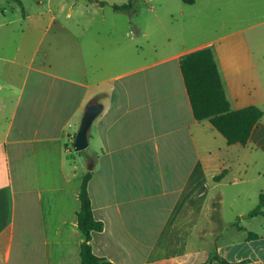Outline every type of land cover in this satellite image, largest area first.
Here are the masks:
<instances>
[{
	"label": "crops",
	"instance_id": "1",
	"mask_svg": "<svg viewBox=\"0 0 264 264\" xmlns=\"http://www.w3.org/2000/svg\"><path fill=\"white\" fill-rule=\"evenodd\" d=\"M4 31L0 264H80L78 196L87 171L92 213L103 223L89 242L97 257L112 264H204L215 248L220 261L208 264H264L263 231L232 223L213 248L205 229L193 234L208 189L206 171L217 161L218 174L227 172L228 162L214 146L222 136L193 117L179 61L209 47L230 109L257 107L241 84L248 81L234 44L220 43V37L189 44L181 39L148 60L133 55L131 29L37 30L26 46L5 39ZM92 101L102 110L82 154L88 170L70 144Z\"/></svg>",
	"mask_w": 264,
	"mask_h": 264
},
{
	"label": "rangeland",
	"instance_id": "2",
	"mask_svg": "<svg viewBox=\"0 0 264 264\" xmlns=\"http://www.w3.org/2000/svg\"><path fill=\"white\" fill-rule=\"evenodd\" d=\"M21 1L24 19L16 3L0 0V23L3 24L0 30H6L4 38L14 45H28L34 39L31 34L37 30L131 29L134 30L133 55L139 53L141 58L150 60L180 45L181 39L189 44L220 37V43L234 44L236 61L245 71L242 77L248 81L241 84L261 109L262 117L244 146L226 147L223 137L214 142L216 149H221L218 158L228 162L227 172L220 180L213 179L212 176L220 171L217 161L206 171L208 189L193 234L198 236L205 229L207 241H211L213 248L232 223L264 232V216L246 217L257 206L260 194L263 195L264 212V0H196L193 7L181 0H132L134 8L130 12L111 8L113 4L121 5L128 0ZM100 2L105 4L100 5ZM197 8L202 11H196ZM220 23L224 25L222 30H215ZM20 30H24L23 35ZM135 30L145 31L147 36L140 37ZM248 73L252 80L246 77ZM150 236L148 232L146 238Z\"/></svg>",
	"mask_w": 264,
	"mask_h": 264
},
{
	"label": "trees",
	"instance_id": "3",
	"mask_svg": "<svg viewBox=\"0 0 264 264\" xmlns=\"http://www.w3.org/2000/svg\"><path fill=\"white\" fill-rule=\"evenodd\" d=\"M7 1L16 3L22 15H24L21 0ZM181 1L184 4L191 5L195 0ZM104 4L105 2H100V5ZM111 8L114 11L130 12L133 10L134 4L132 0H128L121 5L113 4ZM179 68L194 119L197 121L207 120L225 139L227 145L239 144L244 146L251 131L262 117V111L252 105L237 110L230 109L212 50L205 47L184 55L179 61ZM70 150L75 156L72 144H70ZM83 153V151L80 152L81 155ZM225 173L226 171H222L213 179L218 181L223 178ZM90 177L91 172L89 171L83 175L78 196L80 208L77 212V228L82 235L79 245L80 264H112L104 258L94 255L89 243L91 235L99 233L103 229V223L95 219L92 213L87 191ZM262 206L263 195L260 194L257 206L250 210L246 217L264 216ZM248 236L257 237L254 233H249ZM214 260L220 261L213 250V253L204 264Z\"/></svg>",
	"mask_w": 264,
	"mask_h": 264
},
{
	"label": "water",
	"instance_id": "4",
	"mask_svg": "<svg viewBox=\"0 0 264 264\" xmlns=\"http://www.w3.org/2000/svg\"><path fill=\"white\" fill-rule=\"evenodd\" d=\"M102 105L98 102H90L84 110L83 116L81 118L80 124L78 126L77 132L74 136L72 143L73 152L77 155L80 163L87 167L88 170L91 169L90 164H86L83 156L80 154L81 151H84L87 148L88 141L87 135L89 128L92 124V121L97 117L101 112Z\"/></svg>",
	"mask_w": 264,
	"mask_h": 264
}]
</instances>
